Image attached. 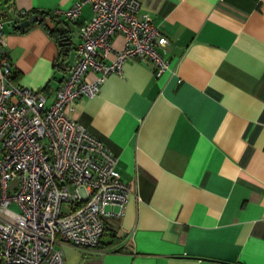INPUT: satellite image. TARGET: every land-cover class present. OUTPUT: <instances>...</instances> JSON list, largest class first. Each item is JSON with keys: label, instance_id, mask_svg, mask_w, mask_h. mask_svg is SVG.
Returning a JSON list of instances; mask_svg holds the SVG:
<instances>
[{"label": "crops", "instance_id": "crops-1", "mask_svg": "<svg viewBox=\"0 0 264 264\" xmlns=\"http://www.w3.org/2000/svg\"><path fill=\"white\" fill-rule=\"evenodd\" d=\"M74 1L0 0L13 79L48 103L68 69L55 66L57 38L38 20L17 27L18 12ZM140 1L170 40L171 69L130 57L70 109L138 196L107 207L97 247L63 243L64 264H264V0ZM91 15L85 4L76 21L59 16L74 46Z\"/></svg>", "mask_w": 264, "mask_h": 264}, {"label": "built area", "instance_id": "built-area-1", "mask_svg": "<svg viewBox=\"0 0 264 264\" xmlns=\"http://www.w3.org/2000/svg\"><path fill=\"white\" fill-rule=\"evenodd\" d=\"M85 4L92 15L50 103L43 91L13 79L0 6V264H64L63 243L97 247L107 207L117 204L121 213L137 195V182L121 177L119 156L70 109L82 96L98 94L130 57L151 62L157 76L170 70V40L140 0H75L51 12L76 21ZM27 15L20 10L18 19ZM117 33L124 36L121 47L113 44Z\"/></svg>", "mask_w": 264, "mask_h": 264}, {"label": "trees", "instance_id": "trees-1", "mask_svg": "<svg viewBox=\"0 0 264 264\" xmlns=\"http://www.w3.org/2000/svg\"><path fill=\"white\" fill-rule=\"evenodd\" d=\"M31 14H38V22L42 24L51 35L57 38L60 46V56L59 59L56 60L55 66L60 70H67L68 66L66 65V61L69 58L70 52L75 48L69 29L64 25L61 26L60 23L62 20L59 19L58 15L53 14L51 10L33 9L28 12L27 16ZM14 77L16 78V76H13V78Z\"/></svg>", "mask_w": 264, "mask_h": 264}, {"label": "water", "instance_id": "water-1", "mask_svg": "<svg viewBox=\"0 0 264 264\" xmlns=\"http://www.w3.org/2000/svg\"><path fill=\"white\" fill-rule=\"evenodd\" d=\"M39 18L38 14H31L28 16V18L20 21L19 23L16 24L17 27H24V26H27L29 25L31 22L33 21H37ZM73 56H74V49L70 52V55H69V58L68 60L66 61V65L68 66L70 64V62L72 61L73 59Z\"/></svg>", "mask_w": 264, "mask_h": 264}, {"label": "rangeland", "instance_id": "rangeland-1", "mask_svg": "<svg viewBox=\"0 0 264 264\" xmlns=\"http://www.w3.org/2000/svg\"><path fill=\"white\" fill-rule=\"evenodd\" d=\"M14 207H16V205L14 204Z\"/></svg>", "mask_w": 264, "mask_h": 264}]
</instances>
